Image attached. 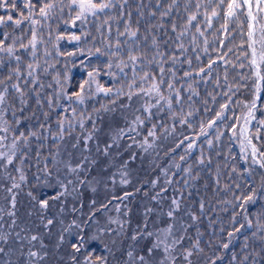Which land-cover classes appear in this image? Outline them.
<instances>
[{
    "label": "trees",
    "instance_id": "1",
    "mask_svg": "<svg viewBox=\"0 0 264 264\" xmlns=\"http://www.w3.org/2000/svg\"><path fill=\"white\" fill-rule=\"evenodd\" d=\"M13 2L16 10L0 8V16L29 14L21 0ZM31 2L36 24L0 26V39L13 48L11 55L0 52V91L8 89L0 105V126L6 121L9 127L5 144L20 132L36 133L18 141L13 164L0 162V264H87L86 256L94 264L98 257L105 264H141V255L144 264H240L244 256L243 264H264V169L252 163L240 132L256 102L249 137L262 158L264 13L255 10L258 77L246 9L228 19L225 7L216 8L218 0H113L116 7L77 20L80 10L72 0ZM49 2L55 7L41 17L40 7ZM213 10L220 15L212 17ZM193 14L197 19L189 25ZM33 33L35 47H21ZM17 83L23 93L11 87ZM81 88L83 103L74 95ZM225 104V118L217 120ZM210 120L216 125L207 128ZM80 163L83 168L69 172ZM69 180L61 195L58 181ZM248 196L253 201L241 207ZM41 199L49 200L47 209L40 208ZM173 199L180 208L169 218ZM169 224L174 228L167 245L186 238L167 253L161 248L149 255ZM81 236L86 242L77 253L73 245ZM197 240L203 252L193 248ZM229 241V248L221 247ZM186 250L193 251L187 259Z\"/></svg>",
    "mask_w": 264,
    "mask_h": 264
},
{
    "label": "snow or ice",
    "instance_id": "2",
    "mask_svg": "<svg viewBox=\"0 0 264 264\" xmlns=\"http://www.w3.org/2000/svg\"><path fill=\"white\" fill-rule=\"evenodd\" d=\"M125 2H127V0H125ZM175 2V0H174ZM21 3L23 5V8L24 10H27L28 11V15L25 16L24 13L22 11L18 12V16L19 18L18 19H15L13 20V16L12 15H7L6 17L5 16H0V26H3L9 22L15 24L16 26H19L21 25L24 21L26 20H30L33 24H36L37 21L35 20H32V10L35 8V5L32 4L31 0H21ZM72 4L73 5H76L78 8H79V14L76 16V19L77 20H80L82 17L85 16L86 13H92L93 15L96 14L97 11H103L104 9H109V8H113V7H116V5L113 3V0H108L107 3H96L95 0H72ZM225 7L226 9V12H225V15L228 19H231V18H234L237 16V13L238 12H241L242 10L246 9V16L251 20V21H255L256 20V16L253 15V8L255 7V9L257 10V12H261V13H264V0H255V2H253V0H227V3H226V0H218V2L216 3V8H220V7ZM9 7H11L12 10H16V4L13 2L11 3V5L9 4V0H0V8H3V9H9ZM55 7L54 3H45L43 4L42 7H40L39 9V15L41 17H48L50 14H51V10ZM169 9L172 7V5H169L168 6ZM201 7V5L198 3L197 4V9H199ZM152 15H155V13H152ZM163 16H167L169 15V12L168 11H165L162 13ZM220 15V13L216 10H213L212 13H211V16L212 17H218ZM197 19V16L195 14L193 15H190L188 17V24L191 25L193 21H196ZM222 28H226L225 25H222L221 26ZM254 29H255V24H250V30L249 32L247 33L248 37L249 38H252L254 36ZM173 31L176 30V26L173 25V28H172ZM197 32H200L199 29H197ZM183 33H181L182 35ZM131 35L133 37H135L137 35L136 32H131ZM200 35H203V33L201 32ZM73 39H79V37H73ZM147 39V37L145 38ZM156 41L153 40V44H155ZM256 43L255 40H253V45ZM35 44H36V35L35 33H33L32 35V39L29 41V44L28 45H21V47L23 48H28L29 45H31L33 48L35 47ZM179 47L182 49L183 48V45L180 44ZM0 52H5V53H8V54H12L13 53V48L11 46H5V42L3 39H0ZM252 56L254 57L251 61V63L253 65H257V61L255 59V56H256V49L255 47H252ZM19 57H16V60L19 61ZM130 60L132 61H136L138 59V57L136 56H131L129 57ZM261 59L264 60V53L261 54ZM189 63H191V61H189ZM29 69H32L33 68V65H28L27 66ZM209 67H211V65H209ZM259 66L257 65V68ZM163 71V69H161V72ZM201 72H204L205 70L203 68L200 69ZM13 72L17 75H19V69H14ZM29 76H32L33 75V72L32 71H29L27 73ZM186 76H189L191 75V73H185ZM256 75L259 77V72L257 71ZM8 79H11V76L8 77ZM260 79H264V77H260ZM57 83H59V81H57ZM0 84H3V81H0ZM13 89H15L17 92H20V93H23V90L20 88L19 84H13L11 86ZM169 88H172V85L169 84L168 85ZM158 88L159 86L158 85H153V91H158ZM8 89L7 87L4 88L3 91H0V105H4L5 103V99H6V96L5 94L7 93ZM101 91H110V90H105V89H101ZM83 88H81V91L80 92H77L75 93V98L77 101L83 103ZM69 99H71L72 97H68ZM161 99H163V97L161 96L160 97ZM49 103H52L51 100L48 101ZM39 103V101H38ZM179 103V101H178ZM169 106H171L169 104ZM254 107V105H253ZM228 108V105L225 104V105H222L221 106V112L217 114V120H223L225 118L224 116V112L227 110ZM14 115V114H13ZM189 115H191V113H189ZM251 115V113H249V116ZM141 124L143 123V121H139ZM182 123L185 122V121H181ZM216 125V121L215 120H210L208 123H207V128H212ZM43 127V126H41ZM0 149H3L5 147H8L9 150L8 151H0V162H4L5 165H11L13 164V158L15 157L16 155V148H17V144H18V141H21L23 140L24 142H27L29 136H32V137H35L36 136V133L35 132H30L27 136L23 133V132H20L18 136L16 135H13V138H12V142H11V145L8 146L5 144V142L8 140V133H9V127L7 125V122L5 121L3 126H0ZM232 133H233V136L236 135V129L233 128L232 129ZM241 133L245 136V139L247 140V143L248 145L251 147V154H252V157H253V160H252V163L253 164H256L258 165L261 169H264V153L261 154V157L260 159H257L256 156H257V148L254 144H252L251 142V139L247 133V129L246 128H241ZM122 134V130H121V133H118V135ZM201 134L204 135L206 134V131H205V128L204 127H201ZM150 136H153L154 133L150 132L149 133ZM259 137L257 136V139ZM88 139H91V136L88 137ZM208 143L211 145L212 144V141L209 140ZM150 147V145H149ZM189 147H193V145L190 143L189 144ZM105 153L107 152V149H104ZM86 159V158H84ZM181 159H184V157H181ZM245 159H247V157H245ZM199 163H203V159H201L200 161H198ZM23 163V161H22ZM83 163H80V164H77L75 167H68V170L70 173H76L79 169L83 168ZM18 171H21V175H20V179L21 181H24L26 179V177L23 175V172L22 170L18 169ZM44 171L48 174V175H51L50 172H48L47 168L44 169ZM86 181H80V183H85ZM122 183H128L127 179H124L121 181ZM58 183L60 184V187L63 189V191L61 192V195H63L65 192H67L68 190V185L72 183V181H68L67 184L63 183L62 181H58ZM167 183H171V181H167ZM19 185L18 184H13L12 185V188H18ZM12 188H9L8 190L11 192L12 191ZM166 191V189H164ZM127 195V194H126ZM60 197L59 196H53L52 199H59ZM123 199V197L121 198ZM253 201V197L252 196H248V197H245L243 198V203L241 204V207H243L245 204L249 203V202H252ZM12 203H13V206L15 205V198L13 197V200H12ZM37 203L39 204L40 208L41 209H47L48 206H49V200L48 199H41V200H38ZM94 203V202H93ZM172 205H173V210H170L166 213V215L169 217V218H174V210H179L180 208V203L177 199H173L172 200ZM106 207V205H105ZM200 208H201V211H203V208H204V205L201 204L200 205ZM150 211V210H149ZM14 215V213H13ZM191 215V219L193 221L197 220L198 217L195 216V214H190ZM235 219V218H233ZM53 221L52 220H48L47 221V224L50 225L52 224ZM75 223V222H73ZM77 227H79V225H76ZM248 226L251 227L252 226V222L251 220L248 221ZM47 227V225H46ZM145 228H147V225H144ZM186 227L187 226H182L181 228V231H185L186 230ZM241 228L244 227V225H241L240 226ZM173 228H174V225L173 224H169L165 229H163V234H164V239H160L159 237H157V242L154 244V247L153 248H149L148 249V253L149 255L152 254V252L154 251V249H163V252L167 253L170 251V248L171 247H174L175 244H179V243H182V241L186 238L184 237L183 235L179 236L177 239L173 240L172 244L171 245H167L165 243V241L170 237L172 236L173 234ZM261 228H264V225H261ZM235 231H239V229H236ZM148 236H152L153 233L151 232H148L146 233ZM229 237H232L234 235V232H229L227 234ZM253 235H255V233H253ZM137 236H134L133 239H136ZM32 240H37L38 237L37 236H32L31 237ZM63 239V237H61V240ZM262 239H264V237H262ZM85 239L83 236L79 237V240H78V243L74 244L73 245V248L75 249V251L77 253H79L81 251V249L84 247V244H85ZM231 241H229L228 243H224L221 245L222 248L224 249H227L229 248V245H230ZM245 247H247V245H245ZM193 248L197 251V252H203V249L199 247V241L197 240V242L193 245ZM3 249H0V252H2ZM31 256L33 257H36L38 256V253L36 252H32L30 253ZM193 255V251L192 250H186L185 253H184V256H185V259L191 257ZM128 256L129 257H132V252H129L128 253ZM73 261H75L76 257L73 256L72 257ZM100 262V264H105V260L103 257H98L97 258ZM137 259L141 262V264H144V261H145V257L144 256H138ZM219 259V257H218ZM232 259L235 261L237 259V257L235 255H233ZM248 259V256H244L243 257V260L240 261V264H243V261H246ZM85 260L87 262V264H94V262L92 261L91 257L90 256H86L85 257ZM161 264H163V261H161ZM174 264V262H173ZM190 264V262H189ZM211 264H216V262L213 260L211 261Z\"/></svg>",
    "mask_w": 264,
    "mask_h": 264
},
{
    "label": "rangeland",
    "instance_id": "3",
    "mask_svg": "<svg viewBox=\"0 0 264 264\" xmlns=\"http://www.w3.org/2000/svg\"><path fill=\"white\" fill-rule=\"evenodd\" d=\"M253 2H255V0H253ZM255 7L253 8V15H255ZM251 21V20H250ZM251 23L252 24H254L255 23V21H251ZM253 40H255V38H254V36L251 38V48L252 47H255V49H256V46H257V42L253 45ZM254 57H252V59H253ZM255 59H256V61H257V65H258V63H259V60H260V55L259 54H257V52H256V56H255ZM257 65H254L256 68H257ZM254 103L255 102H253L250 106V109H251V111H249L245 116H244V118H243V121H242V123H241V128H242V126H246V127H248V124H249V120H248V116H249V113H253V105H254ZM253 108V109H252ZM249 135V134H248ZM241 137H242V143H243V145L244 146H246L247 148H249L250 149V151H251V147L248 145V143H247V140L245 139V136L243 135H241ZM252 142V141H251ZM252 144H253V142H252ZM256 158L257 159H260L259 157H258V155L256 156Z\"/></svg>",
    "mask_w": 264,
    "mask_h": 264
},
{
    "label": "water",
    "instance_id": "4",
    "mask_svg": "<svg viewBox=\"0 0 264 264\" xmlns=\"http://www.w3.org/2000/svg\"><path fill=\"white\" fill-rule=\"evenodd\" d=\"M257 69H258V68H257ZM253 118H254V111H253V113H251V120H250V122H249V124H248V128H246V129H247V133H248L249 127H250L251 124H252V120H253Z\"/></svg>",
    "mask_w": 264,
    "mask_h": 264
},
{
    "label": "bare ground",
    "instance_id": "5",
    "mask_svg": "<svg viewBox=\"0 0 264 264\" xmlns=\"http://www.w3.org/2000/svg\"><path fill=\"white\" fill-rule=\"evenodd\" d=\"M247 118H248V120H249V122H250V120H251V115H250V116H248Z\"/></svg>",
    "mask_w": 264,
    "mask_h": 264
}]
</instances>
